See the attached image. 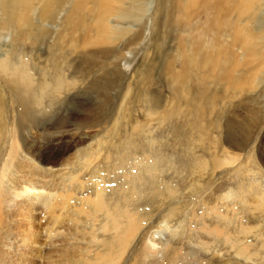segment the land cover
<instances>
[{
	"label": "rangeland",
	"instance_id": "374dc122",
	"mask_svg": "<svg viewBox=\"0 0 264 264\" xmlns=\"http://www.w3.org/2000/svg\"><path fill=\"white\" fill-rule=\"evenodd\" d=\"M71 1L63 4L62 9L51 7L49 11L44 12L46 15L41 16L38 14L40 9L37 0L30 2L32 10L15 7L12 20L15 19L18 26L12 25L9 30L0 31V59L9 63L10 67H16V70H22V66L26 67L33 82L32 92H36L38 97L43 95L41 113L49 118L44 123L34 124L36 127L28 123L20 127L17 115L24 113L22 105L19 104L18 98H12L9 84L4 81L5 76L0 72V113L3 112L0 118L1 132L7 128L1 138H4L3 141L0 140V157L3 158L0 167L3 163H6V166L9 164V129L13 131L16 125L17 129H20L17 130L19 137L30 147L29 153L43 149L44 156L50 155L49 159L41 161L39 157L25 154L20 156L16 163L31 158L40 165L39 168L49 171L48 173L53 172L56 178L61 171L67 176H79L87 182L92 181V178L101 172L109 176V187L117 189L121 182L127 184V180H123L122 176L124 171L129 176L133 174L130 172L134 169L131 167L133 164L136 163L135 167L154 166L157 171L150 175L142 169L137 171L140 175L136 173L133 176H158L155 181L160 189L164 192L166 188L174 191L171 204L166 203L159 207L165 210L169 207L176 208V212L171 211L174 220L166 226L164 224V227L160 222H155L156 229L151 227V230H148L143 244L152 240L154 235L153 240L158 243L156 247L159 248L162 242V247L169 244L176 251L181 249L180 252L191 264H200L198 259L205 264H263L264 247L261 243L264 242V97L260 99L253 93L249 95L255 99L240 97L238 91L224 84L221 63L217 67L211 63L204 65L198 56L196 64L182 65L178 54L183 48L186 49L187 55L191 53L192 34L196 36V42H203L204 49L213 45L215 27L209 29L208 24H204L203 19H200L202 9H189L186 0H176V3H170V0H146L152 1V9L138 21L141 16L135 0H126L125 5H118L114 0H79V11L69 17ZM39 5L41 6L40 3ZM98 5L101 10L97 15ZM191 14L194 15L193 19ZM185 18L191 20L183 22ZM96 19L105 21L113 29L130 31L111 45L112 52L107 55L91 54L89 52L100 46L85 45V40L96 37V31L93 29ZM29 21L33 24L30 28ZM0 22L7 21L3 17ZM36 25L44 28L42 34L36 35ZM139 29L142 32L135 44L123 46L127 44L125 39L129 38L134 30ZM224 39H227V36L221 32L216 51L220 56L219 49ZM216 53L214 52L215 55ZM200 54L202 56V53ZM183 70L184 75L179 74ZM93 81L100 87L102 85V89L89 88ZM148 96L156 104L149 103ZM250 110L254 111L253 115ZM254 116L263 119V122L258 128H253L248 144L243 149L228 145L227 121H232L235 127L240 128L243 119L245 121ZM51 117L55 120L63 119V126L52 125ZM74 119L77 120L76 123ZM84 149H93L92 152L96 151L98 154L96 153V158L91 159V165L82 170L78 157ZM225 160L229 163L222 165ZM16 163L3 181H12L13 175L17 177ZM45 178L48 181L52 177ZM146 179L148 180L147 177ZM148 191L140 192V198L147 196ZM83 192L84 197L87 189ZM164 194L167 195V192ZM78 196L80 194L76 197ZM19 201L20 198L12 202L4 199V214L9 222H6L9 224L7 229L11 233H14L17 223L15 221H18L12 215L13 205ZM149 203L152 206L139 199L131 206L134 204L139 211L150 212L149 221H158L157 204L150 200ZM209 203L210 206L217 205V210L222 215L221 220L206 217L204 221H197L203 213H209L208 209L204 211ZM41 207L39 203L33 209L36 217L44 216L40 223L45 227L47 217ZM69 213L73 214L70 211ZM232 218L236 220H233L234 223ZM239 220L241 225L247 223L246 225L252 226V232L245 235L239 233ZM146 222L145 225L150 223ZM202 222L211 228L215 225L221 227V239L218 241L214 235L205 236L204 232H200L203 231L200 228ZM64 224L66 225L62 226L65 228L72 225L70 220L64 221ZM189 229H192L193 236L188 235ZM42 234H45V230ZM77 236L79 235L67 234V243L63 244L85 243ZM98 237L102 238L101 233ZM175 237H178V240ZM226 237L230 238V241L239 239L248 244L252 243L255 249L252 251L260 256L242 258L232 249L234 247L231 245L235 243L228 246L231 242L225 241L228 244H224L223 238ZM60 238L62 236L58 237ZM203 240L208 241V244H202ZM7 241L12 243L13 249V238ZM177 241L179 242L176 243ZM7 243L2 240L1 246L7 249ZM51 247L41 245L42 251L50 250ZM252 251H248L247 255L250 256ZM163 252L159 250L156 255L160 264H164L174 255V250L170 253L171 256L164 255ZM41 261L40 257L38 263Z\"/></svg>",
	"mask_w": 264,
	"mask_h": 264
},
{
	"label": "bare ground",
	"instance_id": "6f19581e",
	"mask_svg": "<svg viewBox=\"0 0 264 264\" xmlns=\"http://www.w3.org/2000/svg\"><path fill=\"white\" fill-rule=\"evenodd\" d=\"M67 1L68 0H37V2L41 4L40 6L38 3L40 9L38 14H40V16L46 15V13H44L45 11H49L51 7L59 9V7H61L63 4L68 3ZM102 1L109 2V0ZM114 1L118 5H123L126 2V0ZM175 1L176 0H170V3H176ZM30 2H32V0H0V20L4 17L7 21L0 22V31L9 30L8 28L12 25L17 27L18 23L15 22V19L14 21L12 20V11L15 10V7L18 6L19 8L22 7V10H32ZM151 2L152 1L147 2L146 0L145 2L141 1L140 3L137 0L134 1V3H137L139 6V16L141 17L137 19L138 21L142 20L144 16H146L152 9ZM186 2H188L190 6L189 9L192 7L202 9L200 13V19H203L204 24H208L207 27L209 29H211L212 26L215 27V33L212 37L213 45H210L209 49L203 48V42H200L199 40L198 42H196V36L192 34V37L190 38L191 53L187 55L185 52L186 49L183 48V50L179 51L178 54L182 65L186 64V66H189L196 64L198 56H200V61L204 65L211 63L213 64V66L217 67L221 63V71H223L224 84H226L227 86H231L232 90L238 91L240 97L245 96V99L246 97L255 99L253 96L249 95L250 93L256 94L258 95V98L262 99V97H264V0H186ZM70 3L71 5L69 17H71L74 13H77L80 9L79 0H72ZM99 10H101V7L98 5V7H96L97 15ZM210 13H212V15ZM191 16L193 19L194 15L191 14ZM69 17L67 18L68 20ZM190 20L191 19L189 18H185L183 22H189ZM51 22L53 23V21ZM179 23H181V21H179ZM76 25L74 26L76 27ZM32 26L33 24L31 23V21H29L28 27L30 28ZM35 28L36 29L34 30V32H36V35H40L44 31V28L42 26L37 27L36 25ZM93 29L94 31H96V37H94V39L85 40V45H93L96 47L100 46L99 48H96V50L91 49L92 51L89 52L94 55H107V53L112 52L111 45L117 43L119 38L125 36L126 34H129L130 32L128 29H113L108 24H106L105 21L100 19L95 20ZM141 32V29H139L138 31L134 30L131 36L125 39L127 44L125 43V45L123 46L126 47L129 45H134L136 40L141 35ZM221 32H223L227 36V39L221 41V48L219 49L221 50L220 56L216 53V51L218 48L217 44L219 42ZM236 50L238 51L236 52ZM214 52L217 56L214 54ZM200 53H202V56ZM239 58H241V60H239ZM220 59L221 61L219 62ZM8 64L9 63H5L4 60L0 59V72L5 76L4 81L9 84V86L7 84L6 85L9 88L10 95L12 94V98L14 96L18 98L19 104L22 105V111H24L23 114L20 113L17 115V117H19L18 124L20 125V127H22L24 123H28V125H37L38 123L46 122L49 118L47 119V116L41 113L42 110L40 107V105L42 104L41 101H43V95H39L40 97H38V94H35L36 92H32L33 82L26 67L22 66V70L20 68L16 70V67H10L8 66ZM184 73L185 72L183 70L179 74L184 75ZM101 87L98 86L94 81L89 86V88H91L92 90L102 89ZM148 102L152 105L155 103L154 100L150 97L148 98ZM1 110L3 111V109ZM253 110L249 111L252 113V115L254 113ZM2 113L3 112L0 113V118H2ZM10 117L13 116L10 115ZM50 120H53V123H51V121L50 123L56 127L63 126L61 125L63 124V119L55 120L53 117H51ZM73 121L76 123L77 120L74 119ZM262 122L263 119L258 118V116L257 118H255L254 116V118H249L245 121L243 119V123L240 124V128H237L232 124V121L228 120L226 127V141L228 145L230 144L234 148L243 149L248 144V141L252 136L253 128H258L260 124H262ZM79 124L81 123H78V125ZM36 125L34 126L36 127ZM6 129L7 128L5 127L3 131L5 132ZM1 130L2 129H0V140L3 141L4 138H1L4 135V132L2 133ZM9 130L11 139H9V142H7L10 143V147L8 148L9 153L7 154L10 161L7 166L6 163H3L0 167V264H160V262L158 263L157 261L158 258H156L159 250L164 251V255H169L174 250L173 257H170L171 259H169L168 261L166 260L167 262L165 261L164 264H191L188 263V259V261L186 260V256L181 253V249V252L176 251L175 248H173V246H170L169 244H166L162 247V242L159 248L156 247L158 243L154 242V235L152 237L153 241L149 238L150 240L146 241L147 243L143 244V241L145 240L144 238H146V235H148V230L151 227L155 228V222L158 224L160 222L163 225L162 227H164V224L166 226L168 225L167 223L174 220V216L171 211L176 212V208L172 209L169 207L168 210H165V208L159 207L166 203L171 204L174 194V191L172 189L166 188L165 192H167V195H165L164 190L160 189L156 185L155 178H157L158 176H139V170L142 169L146 173H148V175L152 174V172L156 170L154 166L148 165L145 167H135L136 163L133 164V166L131 167H134V169L130 172L133 174L139 173V175L137 177L133 176V174L129 176L127 172L124 171L122 178L123 180H127V184H125L126 182H121L119 186L117 185L118 190L109 187V176H106L101 172H98V174H100L97 177L92 178V181L87 182L85 180H82L79 176L71 177L72 174H69L67 176V174L65 175L61 171L58 172V178H56L53 172L48 173L49 171H45L39 168L40 165L35 163L31 158H28L25 161L20 160V162L16 163L17 159L25 154H32L34 157H39L41 161L42 159L46 161L47 159H49L50 155L44 156L42 154L43 149L42 151L40 149H36L34 153H29L30 147H27L23 143L24 141H22L19 137L18 131L20 129H17V125L15 126L13 131L11 129ZM1 143L2 142H0V145ZM229 149L231 148L229 147ZM92 150L89 151L84 149V151L80 153V157L77 156L81 163L80 169H86L89 165H91V159L93 157H97L96 153L98 154V152L95 151L93 153ZM261 154H263V152ZM1 158L2 157H0V162L3 159ZM22 158L23 157H21V159ZM139 160L144 161V159L141 158H139ZM148 162L150 163V160H148ZM15 163L17 166L15 175H17V177L13 175L14 179H12V181H3L6 177L7 172L10 171L12 167H15ZM226 163L229 162L225 160L222 162V165H226ZM45 176H51L52 178L47 181ZM146 177L148 178V180L146 179ZM42 179L44 181H42ZM86 189L87 193L83 197V191ZM144 190H149L147 196L140 198V192H144ZM77 194H80V196L76 197ZM18 198H20V201L16 205H13L12 213L14 218L18 221H15L17 223L14 227V233H11V231L7 229V226L9 224L7 225L6 222H9L6 220L7 218H5L4 214V199L12 202L14 200L16 201V199ZM139 199L146 201L150 206L152 205L149 203V200L157 204L156 209L158 211L156 215L158 216V218L156 219L158 221H149L151 220V218L149 217L150 212H141L137 209L138 207L134 206V204ZM39 203L40 206H42L41 208H43L44 214L47 217V224L45 227H43L44 224L42 225L40 223L43 215L40 218L36 217L35 211L33 209V207ZM132 203H134L133 206H131ZM205 209H208L209 213H203L201 217H198V219L193 216L194 219L196 218L197 221H204V218L206 217H211V220L212 217H216L215 220L218 221L220 218H222L221 213L217 210V205L210 206L209 203L208 206L204 208V211H206ZM69 211L73 212V214L69 215ZM234 219L232 218L231 221L233 222ZM67 220H70L72 225L68 226V228H65L62 225H66L64 224V221ZM101 220L103 221L102 223ZM146 221L150 223L145 225V223H147ZM203 223L204 222H202V226L200 227L203 231L200 232H204L205 236L206 234L214 235V238L219 241V239H221L223 235V233L221 235V227H217V225H215L213 228H211L210 225H205ZM238 223L240 225L242 224L240 220ZM246 224L241 225L239 233L245 235L250 231L252 232V226H248ZM43 228L45 230L44 235L42 234L44 232ZM226 228H224V230ZM67 229L69 230L68 232ZM255 229H257V227ZM178 230L180 231V229ZM180 232H182V230ZM188 232L189 236H193L192 229H189L187 233ZM236 232H238L237 228ZM100 233L102 235V238L98 237ZM67 234H69L70 236L79 235L77 237H80V239L85 243L74 242V244H63L67 241ZM204 234L202 233V236ZM61 236L62 238L58 239V237ZM10 238H13L14 240L13 249L11 246L12 243H7V240ZM49 238L51 240H49ZM175 238L178 240V237ZM223 239L224 244H228L225 241L231 242L228 246L235 243V245H231L232 247H234L232 249L237 255L241 256L242 258L250 259L253 258L252 256L256 257L257 253L252 251V249L255 250L252 243L248 244L247 242H243V240L239 239H237L236 241H230V238L228 237ZM2 240H5V242L7 243L5 245L7 249H4V247L1 246ZM190 240L191 239H189V241ZM178 242L179 241H177L176 243ZM207 242L203 240L202 244H208ZM187 243L189 242L187 241ZM263 243H261L262 247H264ZM42 244L50 245L52 246V249L42 251ZM169 248L170 250H168ZM250 250L253 253L250 252V256H248L247 252ZM260 253L263 254L262 252ZM171 255L172 254H170V256ZM40 257L42 258V261L38 263ZM262 258L264 259L263 256ZM197 262H199L200 264H205L204 261L199 259L197 260Z\"/></svg>",
	"mask_w": 264,
	"mask_h": 264
}]
</instances>
